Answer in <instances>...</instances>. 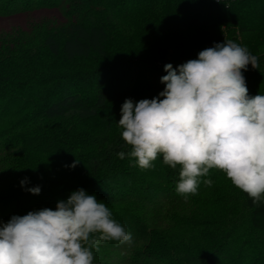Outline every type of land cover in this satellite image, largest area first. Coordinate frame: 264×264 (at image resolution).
<instances>
[{
  "label": "trees",
  "instance_id": "obj_1",
  "mask_svg": "<svg viewBox=\"0 0 264 264\" xmlns=\"http://www.w3.org/2000/svg\"><path fill=\"white\" fill-rule=\"evenodd\" d=\"M43 9L61 19L36 43L0 44V222L55 210L83 188L133 237L102 243L94 264H264V204L223 172L211 169L185 200L179 165L158 155L141 169L116 155L131 150L118 127L125 99L157 96L165 64L215 43L258 57L243 75L250 96L264 95V0H0V17ZM24 178L39 195L21 187Z\"/></svg>",
  "mask_w": 264,
  "mask_h": 264
},
{
  "label": "clouds",
  "instance_id": "obj_2",
  "mask_svg": "<svg viewBox=\"0 0 264 264\" xmlns=\"http://www.w3.org/2000/svg\"><path fill=\"white\" fill-rule=\"evenodd\" d=\"M258 69V57L232 40L215 43L196 59L177 67L164 65L163 91L152 99L121 105L118 127L131 147L116 153L152 168L162 155L172 169L180 166L176 192L196 195L200 178L223 172L253 205L264 204V95L250 96L243 71ZM78 160L67 165L75 168ZM21 187L39 195L40 186ZM203 183L211 187L213 181ZM132 244L133 237L106 203L83 188L43 208L0 222V264H94L104 242Z\"/></svg>",
  "mask_w": 264,
  "mask_h": 264
},
{
  "label": "rangeland",
  "instance_id": "obj_3",
  "mask_svg": "<svg viewBox=\"0 0 264 264\" xmlns=\"http://www.w3.org/2000/svg\"><path fill=\"white\" fill-rule=\"evenodd\" d=\"M61 14L57 9H43L31 13H22L11 17H0V44L2 40L22 37L28 43H36L48 27L55 26ZM5 43V44H6ZM168 57L164 61H167ZM75 118L68 117L63 122L72 123ZM62 122V121H61Z\"/></svg>",
  "mask_w": 264,
  "mask_h": 264
},
{
  "label": "built area",
  "instance_id": "obj_4",
  "mask_svg": "<svg viewBox=\"0 0 264 264\" xmlns=\"http://www.w3.org/2000/svg\"><path fill=\"white\" fill-rule=\"evenodd\" d=\"M184 62H186V60H182V61H181V64L184 63Z\"/></svg>",
  "mask_w": 264,
  "mask_h": 264
}]
</instances>
